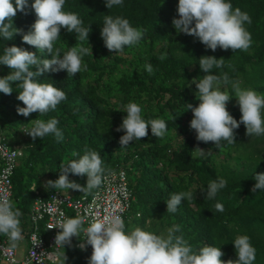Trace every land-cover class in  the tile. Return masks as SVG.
Segmentation results:
<instances>
[{"label": "trees", "instance_id": "16d2710c", "mask_svg": "<svg viewBox=\"0 0 264 264\" xmlns=\"http://www.w3.org/2000/svg\"><path fill=\"white\" fill-rule=\"evenodd\" d=\"M12 2L15 4V0ZM227 2L251 18L250 24L245 23L252 38L246 52L220 48L213 52L198 38L178 33L173 19L179 18V0H123L122 6L111 9L105 0H66L64 10L78 14L83 26H90L91 31L88 41L81 42L76 33L61 28V38L54 47L61 49V55L81 43L91 49L92 55L90 52L83 57L87 70L75 76L66 70L45 72L37 79L52 83L66 93L67 99L42 116L37 112L25 117L17 112L18 106H25L17 99L18 82H11V95L0 92V138L9 145L19 143L22 148L10 176V200L22 212V234L29 227L27 213L34 197L45 198L53 190H61L48 186L47 181L58 179L62 165L79 160L91 150L100 154L104 173L116 164L125 170L131 191L124 217L126 229L140 227L155 234L166 228L168 238L169 230L179 225L180 231L172 234L182 236L193 253L199 254L204 246L220 247L225 262L238 259L233 242L247 235L256 249L254 264H264V190L252 192L255 175L264 173V136L246 135L241 124L235 130L236 143L222 141L218 149L212 142L197 141L195 130L190 128L193 113L187 109V104L195 107L200 103L195 83L206 74L199 67L202 56L225 59L222 68H214L209 74L227 73L242 89L264 95V0ZM32 3L34 0H28L27 14L17 11L13 19V29L20 32L11 40L0 37V56L5 47L14 45L42 59L52 58L23 42V35L32 30L36 20ZM106 15L128 19L133 27L144 30L143 39L138 45L126 46L123 52L109 51L100 34ZM149 63L152 74L145 68ZM10 72L6 65H0V78ZM220 90L233 96L227 109L239 121L242 113L231 83L221 85ZM130 102L141 106L146 121L166 122L167 133L162 139L152 135L149 126L147 137L120 146L125 133L116 129L126 117ZM52 118L59 121L63 141L54 134L35 141L22 134L20 128L30 131L35 119L47 122ZM197 148L203 149L204 155ZM219 178L226 179L227 186L215 198H205L208 183ZM69 180L86 186L87 176L69 173ZM33 187L35 191L30 190ZM62 191L73 197L92 192ZM187 191L193 192L194 199H184L175 213L168 212L167 200ZM218 203L223 205L222 212L216 209ZM38 224L45 234L42 221ZM77 239L73 237L71 245L60 247L59 264H89L87 251L74 246Z\"/></svg>", "mask_w": 264, "mask_h": 264}, {"label": "clouds", "instance_id": "9594fccd", "mask_svg": "<svg viewBox=\"0 0 264 264\" xmlns=\"http://www.w3.org/2000/svg\"><path fill=\"white\" fill-rule=\"evenodd\" d=\"M65 3L66 0H34L31 8L34 9L36 20L32 30L23 35L24 43L35 47L41 53L51 54V59H42L36 53L14 45L5 47L4 54L0 56V65H6L11 70L9 75L0 78V92L11 95L13 91L11 82H18L16 87L20 91L17 99L25 106H18L17 112L25 117L37 112L42 116L50 110H55L67 99L66 93L52 83L38 81L37 78L43 73L66 70L68 75L75 76L87 70L83 57L90 52L92 55L91 49L81 43L61 55V49L54 47L61 38V28L66 29L68 33H76V39L81 42L88 41L91 31L90 26H83L78 14L64 10ZM105 5L108 9L122 6L123 0H105ZM27 7L28 0H15V4L12 0H0V37L11 40L20 32V29H13V19L17 11L27 14ZM177 10L179 18L173 19L176 31L198 38L213 52L217 48L246 52L251 47V34L245 27V23H251L249 14L240 8L233 9L227 0H179ZM100 34L109 51L120 53L126 46L138 45L144 37V30L133 27L126 18L106 15ZM164 58L163 55L160 57L161 60ZM224 61L223 58L217 59L213 56H202L199 59V67L206 73L199 83H195L200 103L195 107L187 104V109H191L193 113L190 128L195 130L197 141L212 142L218 149L222 147V141H226L228 145L236 143L235 130L241 124L246 128V135L264 136V95L251 89H242L238 82L230 81L227 73L219 76L209 74L214 68H222ZM145 68L152 74L153 68L150 63L146 64ZM229 83L242 113L239 121L227 109V104L233 96L220 90L221 85ZM126 113L122 124L116 129L125 133L119 140L121 147L147 137L149 126L156 138L162 139L166 135V122L163 119L146 121L142 116V108L137 103L130 102L126 106ZM58 123L55 118L47 122L35 119L30 131L27 132L23 127L20 129L23 130L22 134L30 135L33 141L50 134H54L58 141H63V133L57 127ZM12 145L18 147L22 154L21 144ZM199 152L200 155H204L203 149H199ZM103 163L100 154L90 150L79 160L62 165L59 178L47 181V185L55 189H73L90 193L102 184L105 172ZM69 173L76 176L86 175V186L70 181ZM254 179L257 182L252 192L264 190V173L256 174ZM226 186L227 181L224 178L210 181L205 198H215ZM35 189L36 187H33L30 190ZM184 199L192 201L193 192L172 195L167 200V211L175 213ZM216 209L222 212L223 205L218 203ZM21 216L22 212L10 199L5 197L0 201V234L8 237L12 248L17 247L23 240L19 219ZM84 224L85 218L82 216L58 221L55 228L60 231L55 236V245L63 248L65 245H71L73 237L79 238L81 232H85L87 244L92 247L89 264H254L256 259V249L247 235H240L233 242L238 259L225 262L221 259L224 253L220 247L204 246L199 250V254L193 253L191 246L182 236L172 234L180 231L179 225L170 229L169 236L165 239L140 228H136L130 234L126 233L124 218L119 215L91 222L86 229ZM51 228L50 226L49 229ZM80 247L83 249L84 245L81 244Z\"/></svg>", "mask_w": 264, "mask_h": 264}, {"label": "built area", "instance_id": "2783aa9c", "mask_svg": "<svg viewBox=\"0 0 264 264\" xmlns=\"http://www.w3.org/2000/svg\"><path fill=\"white\" fill-rule=\"evenodd\" d=\"M20 154L18 147L0 138V201L5 197L10 199V176ZM130 198L126 173L119 165L104 173L102 184L88 195L73 197L62 190H53L45 198L36 195L27 213L29 227L22 234L25 243L22 259L17 258L15 248L11 247L8 237L3 234H0V259L6 264H55L61 247L55 245V236L60 231L55 228L58 221L82 216L86 229L91 222L106 217L119 215L123 219ZM39 221H42L45 234L39 230ZM85 235V232H81L74 246L82 249L80 245L83 244L82 250L87 251L90 258L92 247L87 244Z\"/></svg>", "mask_w": 264, "mask_h": 264}, {"label": "rangeland", "instance_id": "374dc122", "mask_svg": "<svg viewBox=\"0 0 264 264\" xmlns=\"http://www.w3.org/2000/svg\"><path fill=\"white\" fill-rule=\"evenodd\" d=\"M220 157V155H219ZM137 228V227H136ZM127 229H129V227H127ZM127 232V231H125ZM156 235L162 237V238H167L166 236V228H161L159 230H157V232H155ZM16 250V256L18 259H22L23 257V250H24V242L21 241L18 243L17 247H15Z\"/></svg>", "mask_w": 264, "mask_h": 264}, {"label": "crops", "instance_id": "0c3cea01", "mask_svg": "<svg viewBox=\"0 0 264 264\" xmlns=\"http://www.w3.org/2000/svg\"><path fill=\"white\" fill-rule=\"evenodd\" d=\"M138 228V227H137ZM140 228V227H139ZM136 229V227H133V228H129V229H126L125 228V231H127L126 233H128V234H130L133 230H135ZM140 229H142V228H140ZM23 242H24V238H23V240H22ZM21 242V241H20ZM24 246H25V243H24ZM59 260L60 259H58V262L56 263V264H59ZM0 264H6V263H4L1 259H0Z\"/></svg>", "mask_w": 264, "mask_h": 264}]
</instances>
